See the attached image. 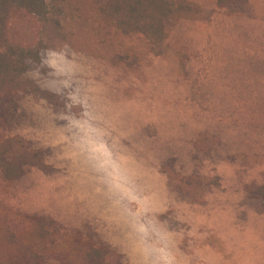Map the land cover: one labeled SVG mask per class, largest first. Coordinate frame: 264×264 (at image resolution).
Returning a JSON list of instances; mask_svg holds the SVG:
<instances>
[{
    "label": "rangeland",
    "instance_id": "obj_1",
    "mask_svg": "<svg viewBox=\"0 0 264 264\" xmlns=\"http://www.w3.org/2000/svg\"><path fill=\"white\" fill-rule=\"evenodd\" d=\"M192 1L135 68L65 48L27 75L55 96L10 130L43 166L0 179V228L26 225L25 258L0 264H79L85 242L121 264H264V0Z\"/></svg>",
    "mask_w": 264,
    "mask_h": 264
},
{
    "label": "trees",
    "instance_id": "obj_2",
    "mask_svg": "<svg viewBox=\"0 0 264 264\" xmlns=\"http://www.w3.org/2000/svg\"><path fill=\"white\" fill-rule=\"evenodd\" d=\"M215 1L224 5L235 0ZM198 12L192 0H0V179L19 178L26 165L43 166L41 150L10 130L38 122L37 113L24 106L27 97L52 104L55 94L27 77L47 69L41 65L52 52L76 49L135 68L143 56L160 52L167 38L165 21ZM255 190L264 196L263 188ZM24 230L21 217L2 224L1 258H25L17 237ZM83 246L76 263L121 264L116 253L87 242Z\"/></svg>",
    "mask_w": 264,
    "mask_h": 264
}]
</instances>
